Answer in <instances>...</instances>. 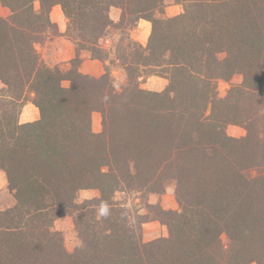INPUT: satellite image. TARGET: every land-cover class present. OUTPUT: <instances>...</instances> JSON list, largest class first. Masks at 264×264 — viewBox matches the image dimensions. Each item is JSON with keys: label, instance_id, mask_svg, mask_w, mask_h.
Instances as JSON below:
<instances>
[{"label": "trees", "instance_id": "obj_1", "mask_svg": "<svg viewBox=\"0 0 264 264\" xmlns=\"http://www.w3.org/2000/svg\"><path fill=\"white\" fill-rule=\"evenodd\" d=\"M177 1L183 12L153 17L143 47L129 22L162 0H0L10 11L0 17V170L14 198L0 210V264L264 263V230L254 221L264 220V0ZM57 4L78 50L100 61L113 50L127 74L121 91L109 71L96 77L44 62L36 44L54 32ZM113 6L122 10L117 22ZM126 28L112 40L111 29ZM145 69L168 78L164 91L139 86ZM234 74L242 82L228 108L246 132L240 139L226 135L209 91ZM27 101L40 118L20 123ZM93 111L103 115L100 134L90 128ZM168 183L179 209L165 238L144 242L141 214L130 233L113 215L77 208L83 188H98L92 201L111 210L119 188L154 193ZM65 214L78 218L72 253L52 226Z\"/></svg>", "mask_w": 264, "mask_h": 264}, {"label": "rangeland", "instance_id": "obj_2", "mask_svg": "<svg viewBox=\"0 0 264 264\" xmlns=\"http://www.w3.org/2000/svg\"><path fill=\"white\" fill-rule=\"evenodd\" d=\"M37 6V4H36ZM184 10L183 3L177 0H162V4L152 14H142L139 18H133L129 22V35L133 41H136L141 46L145 47L149 41L152 32V18H169L179 15ZM122 10L119 7L113 6L109 10L110 19L113 22H117L120 19ZM10 14L9 9L0 2V17H7ZM50 18L54 23L53 31L48 32L47 36L36 44V48L40 53L45 63L50 66H58L63 72H67L70 69H75L78 66V70L84 74L92 76H100L101 74L108 73L112 79V83L119 91L126 85V71L123 67L119 66V61L114 60V52L108 55L105 61H100L91 57L88 51L82 49L78 50V47L67 36V27L69 20L63 13L59 4L54 5L50 11ZM72 26V25H71ZM128 28L118 31L111 29L112 40H122L124 36L123 32ZM110 43V42H109ZM108 43V44H109ZM124 44H127L124 42ZM130 46V45H129ZM77 60L74 62V59ZM157 70V69H156ZM150 69H145V74L139 76V86L150 92H162L169 84L166 76L154 72L151 73ZM242 82L241 74H234L228 80H216L210 87V94L213 96V103L219 108L217 111L222 113L221 118L224 121L225 133L228 137L233 139H240L245 136L246 132L244 128L236 122L228 107H230L231 100L233 98V90H236L237 86ZM64 84H68L65 81ZM21 108L19 114L20 123L33 122L40 118L39 109L31 102L27 101ZM25 107V108H24ZM209 113V111H208ZM217 114V112H216ZM90 128L92 133L100 134L103 130V115L100 111H93L90 115ZM2 171V170H1ZM5 174V173H4ZM100 190L98 188H83L77 192L76 201L79 203V212L86 213L89 210H99L101 205L96 206V201H92L99 197ZM111 201L115 202V206H110L111 210H107V215H101L97 212L98 219L107 218L109 215H113L115 220H121L122 227L128 229L131 233L136 231V223L138 221V215H143L146 219L142 223L141 237L144 242H150L156 239L165 238L169 236V229L167 220L170 218V212L177 211L179 204L175 195V189L173 184L169 183L159 191L154 193L146 191H132L128 188H119L110 197ZM110 201V202H111ZM14 203L12 193L8 189V181L6 175L0 176V210H5L11 207ZM99 203V202H98ZM264 207V206H262ZM83 208V209H82ZM264 211V209L262 208ZM80 214V213H79ZM264 214V212H263ZM82 217L80 220H90L89 214ZM78 218L72 215L65 214L56 218L53 223V230L59 232L62 237V244L64 249L68 253H72L80 245L81 236L78 232V226H76L75 220ZM260 221L264 230V220ZM255 223V222H254ZM259 226V225H258ZM250 233H254L250 228ZM261 232L258 231L257 234ZM256 234V233H254ZM258 236L255 237L256 242ZM261 238V237H260ZM264 238V237H263ZM223 243L228 244L225 235H222ZM263 246L264 242L262 241ZM251 245V242L250 244ZM264 248V247H263ZM258 252L264 257V250L261 247L258 248ZM262 263V262H261ZM246 264H260L257 260H251ZM264 264V263H262Z\"/></svg>", "mask_w": 264, "mask_h": 264}, {"label": "clouds", "instance_id": "obj_3", "mask_svg": "<svg viewBox=\"0 0 264 264\" xmlns=\"http://www.w3.org/2000/svg\"><path fill=\"white\" fill-rule=\"evenodd\" d=\"M101 215H106L107 214V209L105 207H102L100 209Z\"/></svg>", "mask_w": 264, "mask_h": 264}, {"label": "crops", "instance_id": "obj_4", "mask_svg": "<svg viewBox=\"0 0 264 264\" xmlns=\"http://www.w3.org/2000/svg\"><path fill=\"white\" fill-rule=\"evenodd\" d=\"M23 106H25V105H23ZM24 108H25V107H24ZM1 174L5 175L4 172L0 170V176H1Z\"/></svg>", "mask_w": 264, "mask_h": 264}]
</instances>
